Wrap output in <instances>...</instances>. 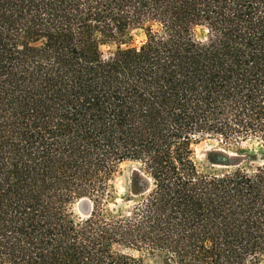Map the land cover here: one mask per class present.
<instances>
[{
	"label": "trees",
	"instance_id": "obj_1",
	"mask_svg": "<svg viewBox=\"0 0 264 264\" xmlns=\"http://www.w3.org/2000/svg\"><path fill=\"white\" fill-rule=\"evenodd\" d=\"M205 138L259 148L220 168ZM129 249L264 264V0H0V264Z\"/></svg>",
	"mask_w": 264,
	"mask_h": 264
},
{
	"label": "rangeland",
	"instance_id": "obj_2",
	"mask_svg": "<svg viewBox=\"0 0 264 264\" xmlns=\"http://www.w3.org/2000/svg\"><path fill=\"white\" fill-rule=\"evenodd\" d=\"M195 35L199 38L205 37L206 29L204 27H197L195 29ZM136 41L142 38V34L138 33L135 36ZM258 144L250 139L247 141H241L235 145L229 147H222L216 139L205 138L198 144L194 146L195 156L199 162H205L208 153H212L213 157L217 158V161L221 155H229L231 162L233 163L230 166L243 165L247 162L246 155L250 154L254 149H258ZM214 165L217 167H228L219 163L214 162ZM136 170H138L137 163L125 161L120 164L119 168L114 174V177L111 181L112 188L114 190L113 195L116 198L118 204L123 205L124 207L128 206L126 204V198L131 196L130 184L133 175ZM85 205H83V209ZM74 209L81 215L86 216V213L81 212L78 208V203L74 205ZM128 252L141 257L144 261V264H166V261L161 255L151 254L147 251H137L129 249Z\"/></svg>",
	"mask_w": 264,
	"mask_h": 264
},
{
	"label": "water",
	"instance_id": "obj_3",
	"mask_svg": "<svg viewBox=\"0 0 264 264\" xmlns=\"http://www.w3.org/2000/svg\"><path fill=\"white\" fill-rule=\"evenodd\" d=\"M216 163H219V164H222V165H225V166L233 164L231 162L230 158H229V155L227 156V154L226 155H221ZM78 208H79V210H81V212L88 213V208H87V210L83 209V203L82 204L78 203Z\"/></svg>",
	"mask_w": 264,
	"mask_h": 264
}]
</instances>
